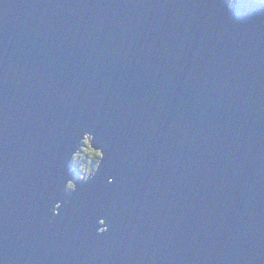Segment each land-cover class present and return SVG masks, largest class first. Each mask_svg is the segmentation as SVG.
<instances>
[{"label": "water", "instance_id": "1", "mask_svg": "<svg viewBox=\"0 0 264 264\" xmlns=\"http://www.w3.org/2000/svg\"><path fill=\"white\" fill-rule=\"evenodd\" d=\"M0 264H264V2L0 0Z\"/></svg>", "mask_w": 264, "mask_h": 264}, {"label": "rangeland", "instance_id": "2", "mask_svg": "<svg viewBox=\"0 0 264 264\" xmlns=\"http://www.w3.org/2000/svg\"><path fill=\"white\" fill-rule=\"evenodd\" d=\"M89 138V139H88ZM92 140V137L89 136L88 134L84 135V139L82 141V146L80 147V152L76 153V158L75 156L73 157V161L75 162V164H72V166H75L74 168H76V170L73 172V170H71V172H73V174L75 175L76 178H80V180L82 179H87L89 174H93V172L96 171L99 162L101 160V156L99 157H95L93 155L94 153V149L91 151V146H90V142ZM96 152H99V150H95ZM85 160H91V163L94 164V170L89 172V168H87V165H84V161ZM72 169V167H71ZM71 183V182H69Z\"/></svg>", "mask_w": 264, "mask_h": 264}, {"label": "trees", "instance_id": "3", "mask_svg": "<svg viewBox=\"0 0 264 264\" xmlns=\"http://www.w3.org/2000/svg\"><path fill=\"white\" fill-rule=\"evenodd\" d=\"M254 1H256V2H259V3H262V2H264V0H254ZM91 149V151L93 150L92 149V147L90 148ZM93 155L95 156V157H99L100 156V152H96V151H94V153H93ZM75 158H76V156H75ZM72 164H75V162L74 161H72ZM84 165H87V168H89V172H91V171H93L95 168V166H94V164H92L91 163V160H85L84 161V163H83ZM75 166H72V169L71 170H73V172L76 170V168H74ZM72 189L73 188V185H72V183H70L69 184V189Z\"/></svg>", "mask_w": 264, "mask_h": 264}, {"label": "bare ground", "instance_id": "4", "mask_svg": "<svg viewBox=\"0 0 264 264\" xmlns=\"http://www.w3.org/2000/svg\"><path fill=\"white\" fill-rule=\"evenodd\" d=\"M78 152H80V151H78ZM74 175V174H73ZM74 178H75V175H74ZM69 190H73V188L72 189H69Z\"/></svg>", "mask_w": 264, "mask_h": 264}, {"label": "clouds", "instance_id": "5", "mask_svg": "<svg viewBox=\"0 0 264 264\" xmlns=\"http://www.w3.org/2000/svg\"><path fill=\"white\" fill-rule=\"evenodd\" d=\"M80 179V178H79ZM71 189V188H70Z\"/></svg>", "mask_w": 264, "mask_h": 264}]
</instances>
